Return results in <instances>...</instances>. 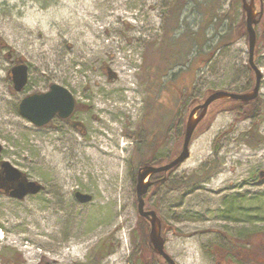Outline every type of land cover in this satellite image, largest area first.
Listing matches in <instances>:
<instances>
[{
  "label": "rangeland",
  "instance_id": "1",
  "mask_svg": "<svg viewBox=\"0 0 264 264\" xmlns=\"http://www.w3.org/2000/svg\"><path fill=\"white\" fill-rule=\"evenodd\" d=\"M66 2L35 0L42 9ZM177 3L181 13L178 25L172 17ZM69 4L77 11L76 19L83 14L85 19L92 18L94 27L99 25L100 38L92 44L101 51L98 58L88 60L92 51L82 48L74 32L63 31L71 26L59 25H55V35L43 34L50 38L45 45L50 52L44 47L39 59L31 58L32 47L20 42L29 36L23 35L14 18L16 4L0 0V142L19 170L44 186L22 200L0 194V226L4 230L0 264H22L28 258L27 246L35 247V253L64 258L65 264H167L149 246L150 225L138 212V163H167L178 156L189 113L209 92L245 93L255 87L256 73L249 68L244 32L231 45L214 48L218 34L228 25L227 21L220 23V18L230 12L239 25L245 19L243 0H70ZM255 4L257 11L262 8L263 12L256 26L255 53L262 74L260 96L255 103L227 102L214 109L195 131L190 157L145 195L146 208L154 210L163 222L165 250L177 264H264V0H255ZM119 12L132 16L118 19L115 15ZM212 12L217 17L213 18ZM106 24L112 27L107 30ZM131 24L138 28L132 30ZM201 27L206 32L203 49L210 54L209 63L204 62L207 56L199 58L191 72V60L199 52L194 46L185 65L169 68L187 50L173 44L175 40L187 30L198 32ZM81 30L87 33L89 29L84 26ZM67 36L71 41H65ZM31 37L39 39L35 32ZM108 42L131 64L132 81L125 84L127 89L109 88ZM20 64L27 66L28 81L16 91L9 74ZM181 68L184 74L173 79ZM97 78L103 87L96 85ZM54 84L70 91L76 108L69 119L56 116L39 127L21 114L20 104L30 95L49 92ZM133 89L137 114L116 111L108 116V123H101L94 120L92 109L86 108L98 98L109 103L114 98L125 99ZM102 126L106 133L115 132V149L125 159L115 166H103L99 177L85 156L89 145H97L100 136L96 130ZM135 133L144 137V144L150 143L143 144L141 152ZM52 150L72 155L57 166L40 163L41 155ZM161 177L158 174L156 178ZM77 193L92 199L81 202ZM94 206L100 207L94 216L71 221L72 211ZM40 231L43 236L37 234ZM34 235L44 240L36 242ZM23 236L30 239L17 242ZM77 247L80 250L74 255L68 254ZM42 260L39 255L35 262ZM26 262L32 264L29 258Z\"/></svg>",
  "mask_w": 264,
  "mask_h": 264
},
{
  "label": "water",
  "instance_id": "2",
  "mask_svg": "<svg viewBox=\"0 0 264 264\" xmlns=\"http://www.w3.org/2000/svg\"><path fill=\"white\" fill-rule=\"evenodd\" d=\"M243 10L246 13V31L249 46V64L256 73L255 87L245 93H234L224 90L214 91L207 96L203 103L195 106L189 113L186 124L185 138L182 151L170 162L161 166L145 164L138 169L136 193L138 199L139 215L150 223L149 240L153 251L161 256L168 264H177L171 255L165 250V238L163 236V222L154 210L146 209L145 195L158 181L155 176L170 172L183 164L190 157V145L198 125L208 113L209 107L220 100H236L249 103L259 97L262 74L255 64L257 48L256 26L262 17L256 9L255 0H243ZM13 82L16 90H22L28 81L27 66L20 64L12 69ZM76 108V102L69 90L60 86L52 85L47 93L34 94L26 97L20 104V112L37 126L49 124L55 116L68 119ZM1 148V145H0ZM4 173L0 174V189L12 190L10 196L24 199L27 195L37 194L44 186L36 181H31L27 176L11 163L5 162ZM8 193V192H7ZM81 202L92 199L90 195L77 193Z\"/></svg>",
  "mask_w": 264,
  "mask_h": 264
},
{
  "label": "bare ground",
  "instance_id": "3",
  "mask_svg": "<svg viewBox=\"0 0 264 264\" xmlns=\"http://www.w3.org/2000/svg\"><path fill=\"white\" fill-rule=\"evenodd\" d=\"M69 1L67 0V2L65 3L64 6L69 5ZM153 6V5H150ZM71 11L73 12L74 18H76L77 16V11L72 7ZM92 15V11H89L87 13L88 17H91ZM115 16H117L118 19H123V20H127L128 18H130L132 15L131 13H125V12H119L118 14H116ZM81 18V19H80ZM80 18L76 19V24L74 26H71V28L65 27L63 28V31L66 32H74L76 37L81 39V46L82 48H88L90 51H92V54H90V56L88 57V60L91 59H96L98 58L99 54L101 53V51L99 49H93L92 48V44H96V41L100 38L99 36V25H97V27H94L93 23H92V18H88L85 19V17L83 16V14H81ZM87 26L88 27V32L85 33L83 30H81V27ZM133 29H137L138 26L131 24L130 25ZM112 26L106 24V29H110ZM19 28L21 29L23 35H27L29 37H24L22 39L21 44L23 47H26V45H29L32 47V55L31 58H35V59H39V54H43V49L44 47H46L47 49V54L48 52H50L48 46H45L47 42H49L50 38L46 39L44 38L45 34L44 32H40V31H36L35 33L38 34V40L36 41L33 37H31L32 34V30L27 29L23 24L19 23ZM70 29V30H69ZM90 31V33H89ZM132 35H129V37H131ZM70 36H67V38H64L65 41H71ZM110 42L107 43V48L105 50H107V52L109 51L111 54V60H109L108 62V70H109V79H108V83L109 88L112 90L115 89H127V87L125 86V84H127L128 82H131L132 79L130 78V72L128 71V67L131 64H128V62L125 61V56L124 55H118L112 47H110L111 45L109 44ZM48 47V48H47ZM87 49V50H88ZM41 50V51H40ZM80 50V48H79ZM45 52V51H44ZM132 53V52H130ZM46 54V55H47ZM80 54V53H79ZM49 56V55H48ZM50 58V57H49ZM40 61H42V59L40 58ZM125 65L127 67H125ZM39 67V66H38ZM46 75V74H45ZM1 76V74H0ZM96 85L98 87H103V84L101 83L100 79H96ZM87 88L90 90V84L87 85ZM132 88V87H131ZM0 95L3 96V93H1ZM136 96V90L133 89L130 92L127 93L126 98L125 99H120V98H114L110 103L108 101H102L101 98H97V96H95L96 101H94L92 104H86V108L88 110L92 109V113H93V117L95 121H100L101 123H108L109 120V115L115 114L116 111H127V112H133L134 114H137V110H136V105L134 102V98ZM4 104L7 103L6 100V96H4ZM124 103H122V101ZM20 123V121H19ZM104 126H102V128H98L96 130V132H99V141L97 143V145H89L88 146V151H86V156L85 159H87L88 161H90V163L92 165H94V169H95V174L98 175L99 177L102 176V170L104 169L103 166H109V165H113L115 166L116 164H118L119 161H122L125 159V157L121 154L118 153L115 149V132L111 131V132H104L105 130L103 129ZM87 136V135H86ZM66 139H69L68 137ZM92 140V139H91ZM57 141H59V138L57 139ZM84 141H87V137L84 138ZM58 143V142H56ZM42 147V146H41ZM59 147H56L55 149L58 150ZM43 149V147H42ZM63 151V150H62ZM56 151L54 152L52 151H46L43 155H41V159H40V163L42 164H50V165H54L57 166L58 164H61L62 161L66 158L71 157L72 153L69 152H65V151ZM57 169V168H56ZM111 173V171H110ZM100 209L99 206H94V207H89L87 210L85 209H81L79 211H72V216H71V221H81L79 219H86L88 216H94L95 213ZM94 218V217H93ZM70 221V220H69ZM70 221V222H71ZM0 225H3V222L0 220ZM76 233L78 234L76 231L71 230V234ZM40 236H43V231H40L37 233ZM4 236V230L2 228V226H0V238H3ZM35 236V235H34ZM25 238H29L27 236H23L22 239H18L17 242H22ZM34 240L36 242H41L44 239L40 238L38 236L33 237ZM30 239V238H29ZM34 244V243H33ZM39 246V245H38ZM24 250L26 252V254L28 255V258L31 260L32 264H65V260L64 258H60L57 257L55 255L52 254H44V253H35V247H31V246H27L24 247ZM80 247L78 248H74L71 249V253L70 251L68 252V254L70 255H74L75 251H79ZM38 252V251H36ZM43 256V260L42 262H35V259L39 256ZM69 255V256H70ZM28 258L23 259L22 264H27V260ZM26 260V261H25Z\"/></svg>",
  "mask_w": 264,
  "mask_h": 264
},
{
  "label": "trees",
  "instance_id": "4",
  "mask_svg": "<svg viewBox=\"0 0 264 264\" xmlns=\"http://www.w3.org/2000/svg\"><path fill=\"white\" fill-rule=\"evenodd\" d=\"M192 1L199 3V0H192ZM182 6L184 7V4H182ZM212 13L214 14V17L213 18L217 17L216 12H212ZM172 17L176 20V25L180 24V21H181V13H180L179 3H177L176 6L174 7V9L172 11ZM203 20H204V17H203ZM223 21H227L228 22V25H227L226 30H225L224 33H221L220 35L218 34V36H219L218 37V40H217L216 44L214 45L215 50H218V49H221L222 47L231 45L234 42V40L236 39V37L239 35V33H241V32H244V34L247 35V31H246V20L244 18L242 19V22L239 25V24H237V21L235 20V18L232 15V13L228 12L223 18H220V23L223 22ZM205 34H206V32H205L204 28H202V27L198 30V32H190V31L187 30L186 33L183 34V36L181 37V39L175 40V43L171 42L173 44L178 45V47L179 46L180 47H184L187 50H186V52H185L184 55L179 56L178 61L175 60L176 61L175 65L174 64L173 65L171 64V66L170 67L168 66V67L171 68V69H173L174 67L178 66L179 64L185 65L184 63H185V61L188 58V54L192 50H194V46L197 47V50L200 52V54L198 52L196 56H193V59L191 60V67L189 68L191 70V72H194L193 71V68H194L193 67V64L194 65L197 64L198 61H199V58L202 60L204 56H207V58L204 57L205 58L204 59V62L209 63V61L211 60V58H209L210 57V54L209 53L208 54L205 53L204 52V49H203L204 48V43H205ZM196 57H198V58H196ZM183 71H184V69L181 68L179 70V72H177V73L175 72L173 74V79L179 77L180 74L181 75L184 74ZM166 72H167L166 70L164 72L163 71H160V75L159 76H162V74H164ZM210 93H212V91L209 92L208 95ZM256 101H254V103ZM227 102H230V103L235 104V105H237V103H240V105H244L241 102H236V101H232V100H222V101H218V102L213 103L210 106L209 115L212 112L216 111L218 108L220 109L221 108V104H225ZM233 106L234 105H232V107ZM214 109H216V110H214ZM257 112H258V110L256 109L255 112H254V114H253V116H255L257 114ZM134 136L137 137V146L139 147L138 152H141L140 149H142L141 146L144 144V137L140 133H135ZM144 145L145 146H150V143H145ZM138 164H139V166H143L145 164L160 166V165L165 164V162L164 161H155V162L153 161V162H150L149 163V162H146L145 161V162H139ZM161 182L162 181H158L156 185H160ZM177 186H180L181 187L182 185L180 184V185H177ZM233 201H231V205L228 207L229 210H231L232 207H233ZM141 219H143V218H141ZM143 220L146 221L145 219H143ZM147 241H148V244H149V239H147ZM248 243H249V245H254L252 242H248ZM261 251H263L262 254H261V256L264 257V246H263V249H261ZM92 264H99V262L98 263L93 262Z\"/></svg>",
  "mask_w": 264,
  "mask_h": 264
},
{
  "label": "clouds",
  "instance_id": "5",
  "mask_svg": "<svg viewBox=\"0 0 264 264\" xmlns=\"http://www.w3.org/2000/svg\"><path fill=\"white\" fill-rule=\"evenodd\" d=\"M16 4L14 18L20 24L33 32H44L45 35H55L57 28L55 25L74 26L76 18L71 11L72 5L61 6L52 5L47 9H42L35 0H27L26 3H20L19 0H13ZM16 12L22 13L17 15ZM55 22V23H54Z\"/></svg>",
  "mask_w": 264,
  "mask_h": 264
},
{
  "label": "flooded vegetation",
  "instance_id": "6",
  "mask_svg": "<svg viewBox=\"0 0 264 264\" xmlns=\"http://www.w3.org/2000/svg\"><path fill=\"white\" fill-rule=\"evenodd\" d=\"M250 70L251 71H254L250 66H249ZM255 72V71H254ZM9 77L12 79V75H11V72L9 74ZM205 120V119H204ZM204 120L202 122H204ZM201 122V123H202ZM1 143V142H0ZM1 145V148H0V174L1 173H4V170H5V162H9L11 163L12 166L16 167L17 169H19V166L14 164L13 161L10 159V157L8 156L9 155V152H7V149L5 146H3V144H0ZM264 172L261 173V175H263ZM12 190L9 189V191H6L5 189H0V194H6L8 196H10V192ZM8 192V193H7Z\"/></svg>",
  "mask_w": 264,
  "mask_h": 264
}]
</instances>
